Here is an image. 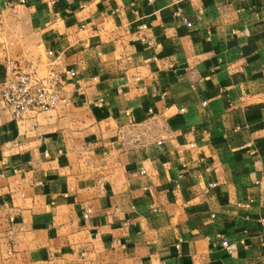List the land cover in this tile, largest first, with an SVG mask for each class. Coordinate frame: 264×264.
I'll return each instance as SVG.
<instances>
[{"label":"crops","instance_id":"obj_1","mask_svg":"<svg viewBox=\"0 0 264 264\" xmlns=\"http://www.w3.org/2000/svg\"><path fill=\"white\" fill-rule=\"evenodd\" d=\"M7 61L74 74L0 97V264H264V0H0Z\"/></svg>","mask_w":264,"mask_h":264},{"label":"built area","instance_id":"obj_2","mask_svg":"<svg viewBox=\"0 0 264 264\" xmlns=\"http://www.w3.org/2000/svg\"><path fill=\"white\" fill-rule=\"evenodd\" d=\"M174 16L179 17V13H174ZM182 21L186 27H191L186 19H182ZM146 30L145 25L139 27L140 32ZM140 41L147 47H153L155 44L152 39L148 40L145 37H141ZM46 53L49 58L53 54L50 50ZM73 74L70 70L58 72L55 66L51 64L47 73L40 77L35 72L24 69L16 61H7L4 66L3 79L0 81V97L10 117L15 121H19L25 113H43L64 104V78L72 77ZM191 147L193 146L191 145ZM141 174H144V172L142 171ZM215 186L216 184H209V188ZM250 202L248 201L244 205L239 204L238 207H247ZM89 214L90 210H85L82 218L87 220ZM261 223L264 226V218ZM240 244L243 245V241ZM221 246L229 254L232 253L233 248L226 241H222Z\"/></svg>","mask_w":264,"mask_h":264}]
</instances>
